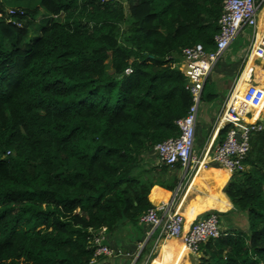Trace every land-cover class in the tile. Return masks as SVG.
Returning <instances> with one entry per match:
<instances>
[{"label":"trees","instance_id":"16d2710c","mask_svg":"<svg viewBox=\"0 0 264 264\" xmlns=\"http://www.w3.org/2000/svg\"><path fill=\"white\" fill-rule=\"evenodd\" d=\"M223 1L0 0V264H102L88 230L139 224L146 155L192 101L181 52L215 49ZM223 192L247 233L221 231L196 264H264V130Z\"/></svg>","mask_w":264,"mask_h":264},{"label":"built area","instance_id":"2783aa9c","mask_svg":"<svg viewBox=\"0 0 264 264\" xmlns=\"http://www.w3.org/2000/svg\"><path fill=\"white\" fill-rule=\"evenodd\" d=\"M263 2L264 0L261 2L224 0L217 21L218 33L214 36L215 49L206 52L201 44H196L182 50L181 54L185 61V69L182 72L188 77L186 89L191 94L192 101L186 114L175 122L177 136L154 146L153 150L160 164L168 167L179 165L183 168L196 164L197 169L201 163L204 166L213 163L231 173L243 169V162L250 148V139L264 130L262 115L259 112L256 116L253 114L254 109H261L264 106V86L254 81L253 68L249 67L245 78L243 73L246 67L238 76V83L242 80L246 84L245 91L240 97L233 92L238 83L228 92L224 108L216 120L218 128L204 146L200 159L196 158L194 153L197 111L205 79L220 60L223 52L243 29L252 32L248 62L259 60L264 63V25L258 27L259 11ZM7 14H13V10L8 9ZM129 72L130 69L125 70L126 74ZM225 126L227 130L223 138L216 141L218 131ZM157 212L156 208L148 209L139 217V223L154 227L161 226L160 230L164 237L180 240L188 254L196 255L200 244L221 236L219 216L215 212L194 220L187 229H184L183 216L178 212L166 213L163 219L159 218ZM88 233L89 245L94 250L92 263L97 262L99 258L108 259L116 254L108 243L105 227L98 230L89 229ZM140 246L141 244L138 245Z\"/></svg>","mask_w":264,"mask_h":264},{"label":"crops","instance_id":"0c3cea01","mask_svg":"<svg viewBox=\"0 0 264 264\" xmlns=\"http://www.w3.org/2000/svg\"><path fill=\"white\" fill-rule=\"evenodd\" d=\"M257 1L261 2L262 0ZM262 4L263 7L259 11V28L264 25V2ZM251 40L252 32L249 29H243L236 36L206 78L209 79V81L211 80L213 84V91L207 92V94L215 93L218 96V94L222 92L219 88V82L223 81L221 87L223 89L226 87L225 83L227 82L225 81L229 80V83L232 79L233 83L230 88L231 90L239 81L238 72L240 69L243 71L245 67L251 66L254 68L257 66L254 64V61L259 60H253L252 62H248L247 60ZM179 62L184 70L185 61L182 56ZM260 63L263 64L262 62ZM236 74L238 75L236 76ZM233 76H235L234 79ZM246 76L247 75H245V77ZM236 86H238V84ZM245 88L246 84L242 82V88H240L237 94L238 97L245 91ZM217 96L202 99L198 105L195 139L199 132V123L204 124L207 128L204 139L200 140L199 144L197 143L199 150L196 152L194 148L195 157L198 159H200L202 150L210 137L215 134V130L218 128L216 123L217 117L225 105L226 97L215 105ZM261 109H254V116H256ZM262 118L264 119V116H262ZM146 157L149 158V166L155 167L151 175L157 183V185L155 184L150 188L147 198L153 208L158 210L157 214L160 219H163L166 213L176 211L183 216L184 229H187L191 222L200 217H204L205 213L215 212L219 216V227L222 232L236 230L246 233L247 223L245 214L235 210L223 192L224 186L232 174L230 171L213 163L206 166L201 163L197 169L195 168L196 164H193V166L190 165L187 168H183L179 165L165 167L158 162L157 158H155V160L151 159L148 154ZM175 182L176 184L172 190L165 188L168 185H173ZM154 188L158 191L156 199L152 201L150 200V195ZM138 226H140V237L134 239V245L129 244L125 247L126 249H124L121 246L114 245L112 241H109L110 247L116 254L108 259H101L102 264H148L150 260L147 257L148 251L150 252L154 246L156 249L158 248L159 254L156 259L152 261L153 264H157L160 256L164 258L161 264H165L164 261L168 260V257H172V261H167L168 263L170 262V264H188L186 256L192 254H188V251L181 246L179 242L165 238L161 233V226L154 227L145 224H140ZM167 241L172 242L170 243L171 245H169ZM142 243L144 247L141 251L143 252L144 250L145 253L136 251V246L138 247V245ZM140 256H143L141 261L139 259ZM194 256L198 260V258H200L199 251ZM197 262L198 261H196V263Z\"/></svg>","mask_w":264,"mask_h":264},{"label":"rangeland","instance_id":"374dc122","mask_svg":"<svg viewBox=\"0 0 264 264\" xmlns=\"http://www.w3.org/2000/svg\"><path fill=\"white\" fill-rule=\"evenodd\" d=\"M124 9H126V0H119ZM257 1V0H256ZM258 2V1H257ZM263 7V6H262ZM41 24V23H40ZM124 28V26H123ZM254 64L255 65H258L260 66L261 68L264 69V64H261L259 61H254ZM181 65V64H180ZM244 65V64H243ZM180 69L183 70V68L180 66ZM242 73V69L239 70L238 74ZM236 74V76L238 75ZM235 78V76H233V79ZM229 80L225 81L227 83L226 84V87L225 88H221L222 87V84H223V81L219 82V88L222 90V92H220L217 96V101L215 102V105H217L219 102H221V100L227 96L230 88H231V85L233 83V80L231 79L228 83ZM212 81L210 80L207 85H206V88H205V93L207 92H212L213 91V87H212ZM204 93V94H205ZM264 106L262 107L261 110H259V114L264 116ZM263 112V113H262ZM257 115V114H256ZM198 133L196 135V139H195V143H194V148L196 150V152L199 150V147H198V144H199V141L204 139L205 135H206V132H207V128L204 124H198ZM198 143V144H197ZM196 144V145H195ZM148 156L151 158V159H154L157 158V154L153 151L151 153H148ZM226 185V184H225ZM140 225V224H138ZM137 224H132V223H129V222H124L122 224H120L115 230H113L112 232H110L107 237H108V243L109 241H112L114 245L116 246H121L122 248L126 249L125 247H127L129 244L131 245H134V242H135V238L136 237H140V232H139V229H140V226H138ZM247 233V231H246ZM245 233V234H246ZM110 237H111V240H110ZM167 243L169 245H171L170 243L172 242H168ZM144 247V244L142 243L140 247H137L136 246V251H139V253H141L142 251V248ZM143 252L145 253V251L143 250ZM142 252V253H143ZM158 248L156 249L155 246L154 248H152V250H150V252L148 251V258L150 259L148 264H153L152 261H154V259H156V257L158 256ZM143 256H140L139 259L140 261L142 260ZM188 264H196V261H197V258L194 256V255H189L187 258H186Z\"/></svg>","mask_w":264,"mask_h":264},{"label":"bare ground","instance_id":"6f19581e","mask_svg":"<svg viewBox=\"0 0 264 264\" xmlns=\"http://www.w3.org/2000/svg\"><path fill=\"white\" fill-rule=\"evenodd\" d=\"M263 64H264V63H263ZM249 67H251V66H249ZM249 67H246V70H245L244 73H243V78H245V75L248 74V69H249ZM253 74H254V80H255L256 82H258L260 85H263V86H264V69L257 65V66H255V67L253 68ZM240 88H242V80H240V82L238 83V86H236V88H235V90H234V92H236L235 94H238ZM169 240L177 241V242H179V244H180L181 246H183L180 240H176V239H174V238L169 239ZM171 258H172V257H168V260H165V261H164L165 264H170V262L168 263L167 261H172ZM163 260H164V258H163L162 256H160V257L158 258V262H157V264H161V262H162Z\"/></svg>","mask_w":264,"mask_h":264},{"label":"clouds","instance_id":"9594fccd","mask_svg":"<svg viewBox=\"0 0 264 264\" xmlns=\"http://www.w3.org/2000/svg\"><path fill=\"white\" fill-rule=\"evenodd\" d=\"M240 75V74H239ZM208 77V76H207ZM204 83H205V81H204ZM204 85V84H203ZM263 123H264V119H263ZM168 167V166H167ZM153 208V207H152ZM188 257V256H187Z\"/></svg>","mask_w":264,"mask_h":264},{"label":"water","instance_id":"95a60500","mask_svg":"<svg viewBox=\"0 0 264 264\" xmlns=\"http://www.w3.org/2000/svg\"><path fill=\"white\" fill-rule=\"evenodd\" d=\"M255 81V80H254ZM261 264V263H260Z\"/></svg>","mask_w":264,"mask_h":264}]
</instances>
